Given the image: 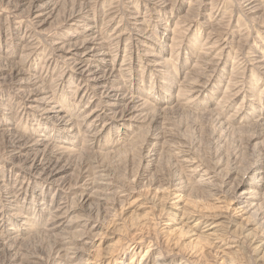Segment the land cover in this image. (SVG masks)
I'll return each mask as SVG.
<instances>
[{
	"label": "rangeland",
	"instance_id": "obj_1",
	"mask_svg": "<svg viewBox=\"0 0 264 264\" xmlns=\"http://www.w3.org/2000/svg\"><path fill=\"white\" fill-rule=\"evenodd\" d=\"M74 1L75 0L58 1L55 6L54 16L50 19L52 23L47 24L45 30L42 29V33H38L34 25L30 24L32 17L28 14L30 8L29 2H23L21 0H0V68L3 63L10 65L25 59L23 57L24 52L22 51V46H25L26 39L31 38L34 43L36 42L38 48L33 49L26 59L25 67L28 73L24 74V76L30 77L34 74L36 76L38 73L39 75L41 74L39 77V80L41 79L40 82L54 88L55 99L59 105L61 104L62 107L64 106L63 108H65V110L67 108H74L73 112H75V116L77 115L76 113L89 105L90 96H87L85 99L78 95L80 92V82L77 78L73 77V73H66L65 65L59 62L60 64L54 63L49 68L48 64H46V59L53 56L54 53L51 44L53 41L61 39V34H63V32L66 33L71 26L72 19L66 20V17L67 14L71 12L70 10ZM86 1H90V15L93 14L90 16V22L94 20L97 29L103 28L108 19L105 14L112 10L116 11L113 15L111 14V16H114V21L109 23L106 27L111 30L120 25L121 28L125 29V32H127V37L120 46L122 52H120L117 59V66L119 67L116 66V68L119 69L121 62L129 61L130 63L127 72H119L120 74L117 76L119 78L117 79L119 84L122 83L125 85L126 89L127 86H130V88L139 86L144 92L152 91V93L156 95L158 90H161L159 89V85L161 84L162 93L166 90V87L170 86L169 83L172 85L174 84L175 87L176 85L179 86L182 82L186 84L188 82L187 80L191 78V73L189 72L198 64L197 60L204 51L203 44L208 38L210 28H213V26L209 28V26L205 24L206 22L215 24L219 23L218 21L224 20V26L222 24L219 31H215L216 36L218 35V37L223 38V42H225V45L221 47V49L219 48L220 50L218 49V51L223 50V64L220 66V69H218L219 72L217 71L214 74L215 76L208 83L206 90L198 96L197 100H194L195 102L193 105H190L188 109L184 110L186 111L185 113L173 105L171 109L167 110L163 119L159 120L160 122L139 123L137 126H132L131 132L133 133L128 134V136L124 135V132H122L123 128L120 129L119 126L112 127L113 129L108 128L104 135H101L100 138L97 139L98 144H93L94 142L85 132L75 133L72 136L62 135L59 129L60 126L54 124L51 126L49 123L46 124V121L41 120V118L34 115L32 112L30 113L29 110H24L17 96L18 92L15 90L16 87L12 85V77L10 76L11 71L9 69H0V189L2 190L0 191V209L5 204V201L1 198L7 195L6 192L15 190L14 187L18 188L20 183L23 184L21 181H24V178L16 173L18 171L11 167L12 164L10 163L12 161L9 159L12 140H15V137L23 134L22 137L32 141L37 138L44 144L50 141V143L54 142L56 145H58L59 142V144L64 143L68 145L69 148L71 147V150H68L69 152L66 153V157L61 158V162H66L72 169L68 171V175L65 174L67 175L65 176L66 180L64 185H60L61 189L59 193L57 186L52 184L50 187H46L48 185H43L42 183L29 184V187H27L28 182H26L27 184H23V194L21 193L23 196L21 195L19 198L21 202L20 210L22 212L19 210L21 214L20 216H15V218L22 219V216H26L30 213V215L38 221L40 216L43 218L45 215V212H40L42 207L45 211L51 212V210L57 206V203L61 202V199L69 208L80 205L77 207L79 210L76 212V215L90 219L93 226L91 225L90 227L89 225L84 227L82 224H79L76 228L73 227L71 229V235L75 238L73 240L74 246L81 250L80 256L78 255V257L84 260L89 258V264H95L96 262V264H143L145 261L151 263V260L157 253H164V251V255H167L164 256V259L168 264H177L182 259L187 261L188 264H260L261 262L258 263L251 252H249L250 257H247L240 250H237V247L235 249V246H238L237 239H234L235 237H229V235H227L224 242H231L234 249L228 251H223L222 249L217 250L207 244L195 246L196 248L194 247V249H196L197 252L192 255L189 250H169V247L165 245V234L163 230H161L164 228V220L158 216V211L153 209L150 203L151 201L149 200L150 202H147L144 199L145 195L154 192L155 187L157 188L162 185L168 187V183H171V178L176 176L183 177V180H188V186L184 189V193H187L184 196L186 201L193 202L195 205L202 208L204 206V208H206L213 205L214 209H217V206H220L221 203H217L214 199L213 201L209 199V197L204 194L206 192L201 190V186H196L194 180L186 178V171L188 172L191 166L185 167L184 164L180 165L176 163V156L172 151L169 152L165 149L164 151L163 148L161 149L163 151H160L157 147L156 153L152 154L153 157H146V141L144 142V137L146 138V135L150 134L148 132H151V134H161L164 132V128H166L165 131H174L175 136L177 135L180 141L186 143V145L188 144L192 149L193 155H191V157H196L198 162L205 163V165L211 167L208 173H213V169L217 171L220 170L221 173L220 175L218 174L216 178V182L220 185L224 182L225 174L233 169L234 166L236 167L238 165L239 167L237 166V170H242L248 165L249 161L252 162L255 159V154L264 149V129L261 130L252 127L254 124L253 120L246 122L247 124H244V126L233 125L234 129H232V125L229 126L225 122V117L235 112L240 105H243V110H248L250 112V105L247 107L246 103L242 104L245 102L243 99L244 96H240L235 101L230 100L231 97L229 96L234 92L236 84L239 85V89H243L245 93L250 92V94L256 96L257 99L259 98L256 107H264V74L261 73V69L255 62V58L260 56L264 57V27L260 26L261 21L264 20V12H260L252 18L251 15L245 12L240 0H205L208 4H206L199 16H197L198 19L196 18V23H194V25H188L190 21L187 19L193 16L192 12L188 15V10L190 8L188 5L189 2L191 3L194 0H183V2L177 3V5H182L180 8L176 5L175 8H169L167 12L164 11L160 13V16L156 14L154 17L155 20L147 16V29L152 30L153 40L164 39V37L161 36V21H166L170 24L172 30L176 31V36L180 34L179 32H184L187 28L185 38L181 35L178 36L177 40L171 43L174 44V46L172 45L170 49L162 53L166 64V70H164L162 75L166 74V81L164 80L165 76H159L155 69L144 63L143 60L140 59V62H138L135 53L132 54L128 50L127 52L125 51V49H127L126 44H129V42L131 43V37L129 35L134 34L132 29L130 31L128 29L129 23L128 20H126L128 17L126 16L127 9L129 6H136V8L139 7L140 9H144L147 2L145 0ZM258 2L264 7V0H258ZM195 14L196 13H194V16L198 13ZM170 21H172V25ZM174 22H176V25H174ZM155 25L158 26L157 29ZM31 27L34 28V31ZM169 35L171 37L172 33L170 32ZM69 36L70 35L67 37ZM5 39H8V41ZM19 39H21V42H24L20 44V46L17 45ZM112 49H115V46H113ZM138 57H141V55L138 54ZM28 88L33 89L35 85L28 83ZM182 89L188 91L186 88ZM176 93L175 90L174 94ZM194 97H196V94L190 96L192 99ZM221 100H228V104L225 106L227 110L224 112V117H222V113L219 109L217 110V104ZM150 101L155 103L153 99ZM230 102L232 103L231 105ZM155 105L159 107L158 104ZM228 105L230 106L228 107ZM253 115L254 114L250 112L248 117L256 120V115H254V117ZM220 122L225 125L221 126ZM47 125L49 128H46ZM223 126H225L226 129H223ZM8 127L14 132V134H12L13 136H9L7 133ZM253 133L259 137L253 139ZM75 136L77 137L75 138ZM33 137L35 138L34 140ZM136 137L138 138L135 141ZM34 148L23 149H25L26 153L30 154L32 158L33 154L38 150L36 147ZM150 150L153 152L154 148ZM170 154L171 156H169ZM235 163H237V165H235ZM217 168L220 169L218 170ZM91 169H93V171ZM184 171L185 175H183ZM105 173L109 176L106 181H109V183L113 185L108 187L103 186L97 189L98 192L103 195L104 200L92 199V202H89L90 205L92 203V206H90L91 208L88 204H85V208L81 207L82 204L77 195L80 193H71V187L78 181L82 183L87 175H89V177L98 178L101 174ZM73 176L75 178H73ZM77 177L79 179H77ZM158 179L159 183L157 181ZM35 187L38 189V194L33 193ZM7 188L11 190H5V192L4 189ZM25 194L28 196L30 194L31 198L28 200L25 198ZM138 204L142 207V209L138 211L140 214L138 212H129L122 215L121 220H117L120 217V213L122 214L127 207L139 206ZM144 210L147 212H143ZM150 212L152 214H150ZM7 214L9 215L10 213L3 215L6 216ZM136 214L139 218L136 217ZM152 216V223L150 222L148 225L140 223L145 217ZM135 218L136 220H133ZM1 220L2 218L0 221ZM44 223L45 221L43 224ZM4 225V228L0 229V234L10 238V240L5 239L4 241L12 242L13 246L18 249L22 258L18 260H23L24 262L21 261L23 264H52V260L55 258L58 249L56 243L57 236L54 234L61 233V230L53 231L54 234H52V232L40 230L43 229L42 225H36L32 230L28 231L27 229L21 230L23 227L21 223L15 225H13V223L10 225L4 223ZM16 225L19 229L16 228ZM9 228H14V232L16 233L13 235L8 234L12 232ZM11 238L14 239L12 240ZM229 238L231 241L228 240ZM6 246L7 245H3V247H1L0 264H10ZM95 258L96 260H100L96 261ZM20 261L17 262L21 263Z\"/></svg>",
	"mask_w": 264,
	"mask_h": 264
},
{
	"label": "bare ground",
	"instance_id": "obj_2",
	"mask_svg": "<svg viewBox=\"0 0 264 264\" xmlns=\"http://www.w3.org/2000/svg\"><path fill=\"white\" fill-rule=\"evenodd\" d=\"M21 1L29 2L30 8L28 10V14L32 17L30 24L34 25L36 28L35 30H38V33H42V29L45 30V26L49 23H52L50 19L54 16L55 6L60 0ZM93 1L94 0H91V2ZM145 1L147 2V5L144 9H140L139 7L136 8V6H129L127 9L126 16L128 17L126 20H128L129 23L128 29L129 31L132 29L134 34L129 35L131 37V43L129 42L130 45L126 44L127 49H125V51L127 52L128 50L132 54L135 53L138 62H140V59L143 60L144 63L153 67L159 76L164 77L166 74H162L164 73V70H166V64L162 53H165L172 45L174 46V44L171 43H174L178 36L181 35L185 38V35L187 34V28L184 32H179L180 34L178 33L179 35L176 36V31L172 30L170 24H168L166 21H161V36H163L164 39L153 40L152 30L147 29V16L155 20L154 17L156 14H159L160 16V13H163L164 11L167 12L169 8H175L177 3L183 2V0ZM89 2L86 0H77V2L76 0L74 1L71 10L69 8L71 12H67L68 14L66 17V20L72 19V23L70 24L71 26L68 28L66 33L63 32V34H61L63 39L61 38L53 41L51 44V48L54 49L53 56H50L46 59V64H48L49 68L54 63L58 64L59 62L62 63V65H65L66 73H73V77L77 78L80 82V92L78 95L85 99L87 96H90L88 102L89 105L79 112L77 111L78 113H76V117L74 116L75 112H73L74 108H67L65 110V108H63L64 106L62 107L61 104L59 105L55 99L54 88L51 86H46V84L40 82L41 79L39 80V77L41 74L39 75L38 73L39 76H36L35 74L30 77L24 76V74L28 73V70L25 67V61L29 57L30 52H32L33 49L38 48L36 42L34 43L31 38L26 39L25 46H22V51L24 52L23 57L25 59L10 65L3 63L2 67L0 68L1 70L9 69L11 71L10 76L12 77V85L16 87L15 90L18 92L17 96L21 101L20 103L22 104L21 106H23V109L29 110L30 113L32 112L34 115L41 118V120L46 121V124L49 123L51 126L52 124L60 126L59 129L61 130L62 135L64 134L65 136H72L75 133L85 132L94 142L93 144H96L97 139H99L101 135H104L108 128L110 129L112 127L114 128L115 126H119L120 129L123 128L122 132H124V135L128 136V134L133 133L131 132L132 126H137L139 123H152L163 119L167 110L171 109L173 105L185 113L186 111L184 110L188 109L190 105H193L195 102L194 100H197L198 96L203 93L204 90H206L208 83L223 64V50L218 51V49H221V47L225 45V42H223V38L218 37V35L216 36L215 31H219V28L222 27L224 20L218 21L219 23L215 24H209V22H206L205 24H207L209 28L210 26H213V28H210L208 38L203 44L204 51L197 60L198 64L195 65L196 68L194 66L193 70L189 72L191 73V78L190 80H187V83L185 82L186 84L182 82L179 84V86L176 85V88L174 84L172 85L168 82L170 86L166 87V92L163 90V93L161 91V84L159 85V89L161 90H158L156 95L153 94L152 91L144 92V90L139 86L136 88H130V86H127L126 89L125 85L122 83L119 84V81L117 80L119 78L117 76L121 72H127L128 68L130 67V63L129 61L123 63L121 62L119 69H117L116 66L118 64V56L120 55V52H122L120 46L123 40L127 37V32H125V29L121 28L120 25L111 30L106 27L109 23L114 21V16H111V14L113 15V13L116 11L112 10L105 14L108 19L105 22L103 28L97 29L95 21L93 20L90 22V16L93 14L90 15L91 4H89ZM240 2L243 4L245 12L248 15H251L252 18L258 15L260 12H264V7L258 2V0H240ZM206 4L208 3H206L205 0H194L191 3L189 2L188 6H190V8L188 10V15L192 12L193 16H190V18L187 19L190 21L188 25H194V23H196L197 16H199L201 10L206 6ZM177 6L180 8L182 5L180 4ZM194 13L198 14H195L196 16H194ZM170 22L172 25V21ZM174 25H176V22H174ZM260 26L264 27V20L261 21ZM157 28L158 26H156V29ZM170 32L172 33L171 37L169 35ZM68 35L70 36L67 37ZM5 40L8 41V39ZM22 43L24 42H21V39H19L17 45L20 46ZM113 46H115V49H112ZM138 54L141 55V57H138ZM260 57L255 58V62L261 69V73L264 74V57ZM164 80L167 81L166 76L164 77ZM28 83L35 85V88H28ZM182 88H186L188 91H185ZM239 88L240 86L236 84L234 92L231 94V96H229L231 97L230 100L235 101L240 96H244L243 99L245 102L242 104L246 103L247 107L250 105L249 110L252 114L256 115V120L250 119L248 117L250 112L248 110H243V105H240V107H238L235 112L231 113L230 115L227 114L228 117H225V122L227 125H232L233 127V125L244 126V124H247L246 122L253 120L254 124L252 127L263 130L264 107H256L258 102L257 100L259 98L257 99V97L250 94V92L245 93L243 89ZM175 90L177 95L174 94ZM193 94H196V97L192 99L190 96ZM151 99H153L155 103L150 101ZM155 104H158L159 107H156ZM227 104L228 100H221L217 104V110L219 109V111L222 113V117H224V112L227 110L225 109ZM231 104L232 103L230 102V105ZM230 105H228V107ZM220 124L221 126L225 125L221 122ZM46 128H49V126L47 125ZM164 129L166 130V128ZM223 129H226L225 126H223ZM232 129H234V127ZM165 130L161 134H151V132H148L150 134H147L146 138L144 137V142L146 141V144H143L146 145V149L144 148L146 150V157H151L152 154L156 153L155 151L157 150V147L160 149V151H163L164 149L169 152L172 151L176 156V163L180 165L184 164L185 167L191 166L188 172L186 171V178L189 180H194L196 186H201V190L206 192L204 194L208 196L209 199H212V201L214 199L217 203H221L220 206H217V209H214L213 205H210L211 207L204 208V206L202 208L198 205H195L193 202L186 201L184 196L187 193H184V189H186L188 186V180H183V177L181 178L173 176V178H171V183H168V187H164L163 185L158 186L157 188L155 187L154 192L145 195L144 199L147 202L149 200L151 201L149 202L151 203L153 209L157 210L158 216L164 220V228L162 227L163 229L161 230H163V233L165 234V245L169 247V250H189L191 255L197 252L194 247L199 244H207L208 246H212L214 249L228 251L234 249V246H232L231 242H224V240L227 238V235H229V237H235L234 239H237L236 241L238 246H235V249L237 247V250H240L247 257H250L249 252H251L252 256L255 257V260L258 263L261 262L260 264H264V149L260 150L261 152L255 154V159L252 162L249 161L248 165H246V167H244L242 170H237L239 167L237 165L238 162L235 163V165L238 167L234 166L233 169L228 171L225 174L224 182L220 185L216 182V178L218 177L217 175H220L221 173L219 170L220 168H217L219 171L213 169V173H208L211 167H209V165H205V163L198 162L196 157H191V155H193L192 149L188 144L186 145V143L180 141L177 135L175 136L174 131L171 132ZM7 133L9 136H13L12 134H14L10 128L8 129ZM22 135L15 137L16 139L12 140L11 142V155L9 156L10 161H12L10 163L12 164L11 167L18 171L16 172L18 175L24 178V181H21L23 184L28 182V184L26 183L27 187H29V184L42 183L43 185H48L46 187H50L52 184L57 186L59 193L61 189L60 185H64L66 180L65 176H67L68 171L72 169L71 166L67 165L66 162L63 161L64 163H62L61 158L66 157L65 155L67 152H69L68 150H71V147L69 148L68 145L64 143L59 144V142L58 145H56L54 142L50 143V141L49 143L44 144L37 138L34 140L35 138L33 137L34 141H32L22 137ZM76 137L77 136H75V138ZM252 137L255 139L259 136H256V134L253 133ZM137 138L138 137L135 138V141ZM34 147H36L38 150L31 158L30 154L26 153L25 149L23 148ZM151 148H154L153 152L150 150ZM162 148L163 150H161ZM169 156H171V154ZM91 170L93 171V169ZM183 173V175H185V171ZM108 177L109 176L106 175V173L101 174V176L98 178L92 176L89 177V175H87L82 183H79V181L75 183L71 187L70 192L75 194L80 193L77 195L79 197L80 203L82 204L81 207L85 208L87 204L90 207L92 206V203L90 205L89 202H92V199L100 201L104 200L103 195L100 194L97 189L102 188L103 186L108 187L113 185L109 183V181H106ZM73 178L75 177L73 176ZM77 179L79 178L77 177ZM157 181L159 183V179ZM23 184L20 183L18 188L14 187L15 190L12 191H10L11 189L8 190V188L4 189V191L8 190L10 192L5 191L7 195L1 198L3 201H5V204L0 209V219L2 218L0 221V229L4 228V223L7 225H10L11 223H13V225L21 223L23 226L21 230H32L36 225H42L43 229L40 230L52 232V234H54L53 231L61 230V233L54 234L57 236L56 243L58 249L57 251L55 249L56 256L52 260V264H89V258L84 260L78 257V255L80 256L81 250L74 246L73 240L75 238L73 235H71V229L73 227L76 228L79 226V224H82L84 227L89 225L90 227L91 225L93 226V223L90 219L76 215V212L79 210L77 207L80 205L69 208L66 203L62 202L61 199V202L58 201L59 203H57V206L51 210V212H48L47 210L45 211L42 207L40 212H45V215L43 218L40 216L38 221H36L37 219L35 220V218L32 217L30 213L26 216H22V219L15 218L17 215L20 216L22 212L20 210L21 202L19 198L23 194ZM0 191L2 190L0 189ZM33 193H39L36 187ZM25 198L29 200L31 195L29 194L28 196L25 194ZM139 209H142L140 205L127 207L122 214L120 213V217L117 220H121V216L129 212L137 213ZM19 210L21 212H19ZM143 212L147 211L144 210ZM2 213L4 215L6 213L10 214L4 216ZM138 213L140 214V212ZM150 214L152 213L150 212ZM136 217L139 218L137 214ZM151 218H153V216L145 217L143 220L140 219V223L143 225H148V223H152ZM133 220H136V218ZM44 221L45 223L43 224ZM116 226L119 227L118 225ZM16 228H18L17 225ZM9 229L12 232L8 234L13 235L16 233L14 232V228ZM5 239L10 240V238L0 234V252L2 251L1 247H3V245H7L8 247L6 246V251L11 260H9L10 264H23V260H21L22 262L18 260L22 259L18 249L13 246L12 242H5ZM228 240H230V238ZM164 253H157V255H155L151 260V263L145 261L143 264H168L165 262L164 256L167 255H164ZM98 260L100 259H97L96 261ZM17 261H20L21 263H18ZM177 264L188 263L182 259Z\"/></svg>",
	"mask_w": 264,
	"mask_h": 264
}]
</instances>
